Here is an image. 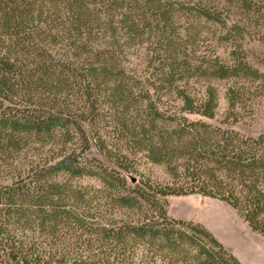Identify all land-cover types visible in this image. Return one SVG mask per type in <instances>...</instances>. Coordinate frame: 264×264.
<instances>
[{
	"label": "trees",
	"instance_id": "16d2710c",
	"mask_svg": "<svg viewBox=\"0 0 264 264\" xmlns=\"http://www.w3.org/2000/svg\"><path fill=\"white\" fill-rule=\"evenodd\" d=\"M253 19L264 0H0V264H241L167 198L217 199L264 238V133L228 121L262 77L242 49ZM195 21L230 44L225 62L194 65ZM145 42L154 71L134 77L123 48ZM193 76L229 83L225 119L211 85L190 95ZM46 146L64 149L25 162ZM137 153L170 182L136 179Z\"/></svg>",
	"mask_w": 264,
	"mask_h": 264
},
{
	"label": "rangeland",
	"instance_id": "374dc122",
	"mask_svg": "<svg viewBox=\"0 0 264 264\" xmlns=\"http://www.w3.org/2000/svg\"><path fill=\"white\" fill-rule=\"evenodd\" d=\"M244 21L242 20L240 23ZM190 22L191 20L187 16H181L179 26L184 29L188 28ZM247 23L249 24V28L242 41L243 53L246 56V60L261 73L262 77L255 81L245 82V94L241 100V105L235 109L236 116L229 117L228 121L236 119V122L232 126L234 129L248 136H257L264 133V21L253 19ZM193 26L194 29L196 28L199 38L193 62L194 65L204 66L207 62L214 59L215 55L225 62L228 59L231 48L228 43L217 42L216 39L220 33L218 29L214 25L204 23L203 21H195ZM148 44L145 42L142 45L135 44L123 48L121 61L130 75L144 77L153 73L154 69L148 66L145 56ZM208 85H211L217 93V113L219 119L223 120L228 115L227 103L224 96L226 89L229 87L227 81L208 80L205 77L199 78L193 76L188 80L186 88H188V92L192 97L197 98ZM162 102L165 106L169 107L176 105V100L174 101L173 97H163ZM189 119H195V117L189 116ZM111 130L108 125L104 129V133ZM118 142L121 143V140H118ZM76 146L79 147V142H76ZM68 147L67 145L65 148ZM63 149L62 147L54 148L50 146L37 150L31 149L26 153L25 162L51 157V155L59 154ZM88 154L99 157L93 149ZM132 159L135 162L136 172L134 176L136 179L144 177L161 185L170 182L164 168L152 165L143 154L137 153ZM73 183L80 186L98 187V182L89 178L74 180ZM167 201L168 214L171 217L193 220L202 224L241 264H264V238L253 233L227 204L217 199L203 198L195 194L170 196L167 198Z\"/></svg>",
	"mask_w": 264,
	"mask_h": 264
}]
</instances>
